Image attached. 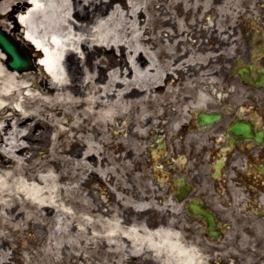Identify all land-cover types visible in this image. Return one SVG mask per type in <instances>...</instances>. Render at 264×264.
Instances as JSON below:
<instances>
[{
	"label": "bare ground",
	"instance_id": "1",
	"mask_svg": "<svg viewBox=\"0 0 264 264\" xmlns=\"http://www.w3.org/2000/svg\"><path fill=\"white\" fill-rule=\"evenodd\" d=\"M247 3L0 0V15H8L7 8L22 12L15 27L23 24L26 32L19 39L3 21L2 27L24 45L44 49L55 78L42 79L36 62L33 70H11L0 48V264L15 246L12 232L40 228V240L18 244L27 251L40 248L34 257L41 264H91L94 252L99 264H210L184 243L170 218L166 223L162 217L158 226L148 220L155 204L142 194L140 180L153 166L156 172L167 168L145 161L151 137L157 160L175 134L185 131L200 142L216 130V123L197 127L196 115L215 113L219 61L229 52L222 34L234 17L243 20L251 12ZM178 96L180 104L171 106ZM195 150L189 154L200 155L203 145ZM126 171L140 172L135 183L124 182ZM93 178L111 180L104 196L115 197L116 209L80 190ZM79 234L92 236L85 254ZM34 257L29 261L28 254L27 264H40Z\"/></svg>",
	"mask_w": 264,
	"mask_h": 264
},
{
	"label": "flooded vegetation",
	"instance_id": "2",
	"mask_svg": "<svg viewBox=\"0 0 264 264\" xmlns=\"http://www.w3.org/2000/svg\"><path fill=\"white\" fill-rule=\"evenodd\" d=\"M259 14L258 26L249 16L223 37L229 52L222 55L219 130L205 140L200 155H189L197 165L168 172L172 198L185 204L187 215L193 217L188 206L198 200L223 226L221 244H213L220 250L215 264H264V10Z\"/></svg>",
	"mask_w": 264,
	"mask_h": 264
},
{
	"label": "rangeland",
	"instance_id": "3",
	"mask_svg": "<svg viewBox=\"0 0 264 264\" xmlns=\"http://www.w3.org/2000/svg\"><path fill=\"white\" fill-rule=\"evenodd\" d=\"M248 4L252 8L251 12H249L251 14V18L249 20H252V18L255 16L254 22H256V26H258V24L260 23V20H261V15L259 13L262 10H264V6H263L264 0H249ZM152 8L153 7H151V11H153ZM18 12L19 11H12L11 8H7L5 13H8V15H3V16L0 15V27L2 29H4L2 27L1 22L2 21L5 22V24H7V26L10 29H13V32H12L13 35L20 39L21 36H24V34H23L24 27L20 24L18 25V23H17V28L15 27V25H16V14ZM250 14H248V12H247V15H242L243 19L246 20L250 16ZM211 18H213L212 12H210L208 14V16L204 19L203 25L204 26L209 25L211 22ZM241 24L242 23H241L240 19H236V17H234L232 19V27L226 28V31L223 32V34H222V38H223V35H227L228 31H233V33H234L235 29H238L239 26H241ZM194 36L196 39L199 38L198 34H194ZM232 37H235V36H232ZM202 39H204V38H202ZM31 57L33 58L32 54H31ZM222 58H223V56H221V59L219 61L220 73H219V83H218L219 92L217 95L218 106L215 108V110L217 112L220 109V99H221L220 98V84H221ZM38 73L41 75V78L44 79V76H45L44 72H42L40 69H38ZM179 100L180 99L178 96L177 98H175L174 103H171V106H176V105L180 104V103H178V102H180ZM208 111H210V110H208ZM216 124H217L216 130L212 134H210L209 136H205L204 138H202L200 140V142H197L196 140L191 139L189 137L187 138L185 131L175 134L173 140H171V139L166 140L167 141V153L164 155L158 156L157 160L154 159V155L151 152V149H152L151 142L154 141L153 137H151L149 139V142L147 145L148 149H147V153L145 155V161H147L149 164H151L153 162H155L157 164L163 163V164L167 165V168H165L164 170H160V171L156 172L154 169V166H153V169L151 168L150 170L145 171L146 175L142 176V179L140 180L141 185L145 189V192L143 191L142 194L144 193V195L146 197H150L151 199H153V203L155 204L154 205L155 208L147 213L148 220L150 222L151 221L154 222V226H158V225L162 224L161 223L162 217L165 218V220H164L165 222L167 221L168 218H170L171 219L170 220L171 221V228H173L174 230H178L182 234L184 243L187 245H191V246L196 247L203 256H205L206 258L209 259L210 264H214V262L218 261L216 259V255L214 252L220 251L218 248L213 246V244H221V243L218 241L212 242L206 236L205 231H204V227H203L201 221L187 215L185 212V204L179 203L172 198L170 188H169L170 187V174L168 172L170 170H172L173 168H175L176 166H177V169H183L184 167L190 169V165H189L190 162H194L195 165H197L198 163L196 161L190 159L189 153H191L193 151V149H196L195 152L201 150V147H202L203 143L205 142V140L207 138L213 137V134L219 130V128H220L219 122H217ZM196 126L198 127L199 125L197 124ZM196 142L198 143V146L196 145ZM110 152L114 157L116 156V154H118V151L115 148L110 149ZM160 152H161V150H160ZM186 157L190 159L189 162L187 161ZM123 174H124L123 175L124 182L129 184V183H135L136 182V176H139L140 172L136 173L134 171L133 172L126 171V172H123ZM65 183L69 187L73 186V181L71 179L66 180ZM147 183L149 184V186H151V188H148ZM110 188H112L110 179H108V180L107 179H101L100 180L97 178H93L90 180V182L88 184L82 186L80 190L86 196L89 195L92 199H96L98 203L104 202L105 205L107 206V208L116 209L117 205H116L115 197L112 194H107L106 197L104 196V191L107 190V192H108V189H109V192H110ZM134 191H136V190H134V188L131 189V192H134ZM71 194H73V198L75 196H77V194H75V191H73ZM18 199L22 203L25 202L23 199V196L19 197ZM15 201H14V204H17ZM227 212H229V213L236 212V210L230 209ZM47 229L52 230L51 225L47 226ZM43 230H44V228H40L39 231L31 229V231H29L30 233L24 232L21 234H16V233L12 232L10 234V239L15 242V246L10 251V255H8L9 259L5 262L3 260L1 264H27L28 262L26 261V257L28 256V254L30 256V258H29V261H30V259L32 257L37 255L39 252H42L40 250V248H34V247L30 248L27 251V249L23 248L22 244L19 245L18 243L22 242L21 240H28L30 242V241H33V239H35V238H36V240H40V238H42L44 236ZM78 238L81 241V243H79L81 246V251L83 252V254H85L86 253L85 250H88L90 244L93 242V240L91 239L92 236L79 234ZM97 244L100 245L101 248H103L102 247V240L97 242ZM16 246H18V247L16 248ZM100 252L104 253L103 250H101ZM238 252H234V254L237 257V259H240L242 256H239ZM212 254H213V258H212ZM94 255H95V259H92V257L90 255L88 256L89 260L92 262L91 264H99L100 262H102V260H99V263H98V252H94ZM209 255H211V256H209ZM36 257H34V258H36ZM37 258H38V262H40V264H41L42 259L39 257H37ZM248 258H249V255H247L245 257V259H244L245 262L248 261ZM73 261H74L73 259L72 260L63 259V261L61 263H55V264H74ZM89 263L90 262H86L85 260H81V262H79L77 264H89ZM128 263L129 264H136V262L133 260H129Z\"/></svg>",
	"mask_w": 264,
	"mask_h": 264
},
{
	"label": "water",
	"instance_id": "4",
	"mask_svg": "<svg viewBox=\"0 0 264 264\" xmlns=\"http://www.w3.org/2000/svg\"><path fill=\"white\" fill-rule=\"evenodd\" d=\"M0 47L8 55L9 59L7 65L12 70L19 72L28 71L34 69L33 61L30 58L28 49L17 42L6 31L0 27ZM219 120V116L216 114L200 113L199 121L201 125H206L214 121ZM243 128V127H242ZM234 131H238L241 128L235 127ZM245 129V128H243ZM178 185L181 189L185 188V182L183 179L179 180ZM192 214L199 216L208 225V234L212 238H217V220L215 216L210 213L209 210L202 208L201 204L194 200L193 204L189 206Z\"/></svg>",
	"mask_w": 264,
	"mask_h": 264
}]
</instances>
